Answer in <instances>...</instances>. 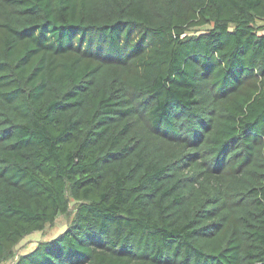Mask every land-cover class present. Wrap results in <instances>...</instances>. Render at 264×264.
Returning a JSON list of instances; mask_svg holds the SVG:
<instances>
[{"label":"trees","instance_id":"1","mask_svg":"<svg viewBox=\"0 0 264 264\" xmlns=\"http://www.w3.org/2000/svg\"><path fill=\"white\" fill-rule=\"evenodd\" d=\"M262 20L264 0H0V264H264Z\"/></svg>","mask_w":264,"mask_h":264},{"label":"rangeland","instance_id":"2","mask_svg":"<svg viewBox=\"0 0 264 264\" xmlns=\"http://www.w3.org/2000/svg\"><path fill=\"white\" fill-rule=\"evenodd\" d=\"M72 214L73 211L69 212L68 214L59 215L54 224H47L44 230L35 231L32 234L26 236L16 247L17 254L29 252L37 245L38 242L54 238L66 228L69 221L71 220ZM10 262L11 261H7L2 264H9Z\"/></svg>","mask_w":264,"mask_h":264},{"label":"crops","instance_id":"3","mask_svg":"<svg viewBox=\"0 0 264 264\" xmlns=\"http://www.w3.org/2000/svg\"><path fill=\"white\" fill-rule=\"evenodd\" d=\"M259 24H264V20H262V21H259Z\"/></svg>","mask_w":264,"mask_h":264}]
</instances>
